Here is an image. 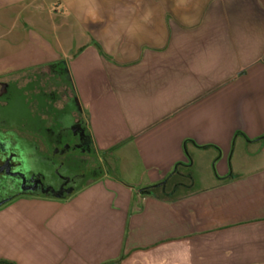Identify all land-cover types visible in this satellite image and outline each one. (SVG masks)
Instances as JSON below:
<instances>
[{
    "label": "crops",
    "instance_id": "crops-1",
    "mask_svg": "<svg viewBox=\"0 0 264 264\" xmlns=\"http://www.w3.org/2000/svg\"><path fill=\"white\" fill-rule=\"evenodd\" d=\"M57 66L102 172L0 262L264 264V0H0V81Z\"/></svg>",
    "mask_w": 264,
    "mask_h": 264
},
{
    "label": "flooded vegetation",
    "instance_id": "flooded-vegetation-1",
    "mask_svg": "<svg viewBox=\"0 0 264 264\" xmlns=\"http://www.w3.org/2000/svg\"><path fill=\"white\" fill-rule=\"evenodd\" d=\"M62 66L0 81V209L21 197L64 198L96 175V153Z\"/></svg>",
    "mask_w": 264,
    "mask_h": 264
},
{
    "label": "rangeland",
    "instance_id": "rangeland-1",
    "mask_svg": "<svg viewBox=\"0 0 264 264\" xmlns=\"http://www.w3.org/2000/svg\"><path fill=\"white\" fill-rule=\"evenodd\" d=\"M47 70L48 69H44L45 72H47ZM30 76H32V72H26V73H21L19 75H15V76H12L10 78H7L4 81H16V82H18L20 84H23L25 82V78L26 77H30ZM65 82H66L67 85H69L67 78H66ZM98 159H99V157L96 155L94 157L95 165L98 166V169L96 171V175L102 172L101 168L103 167V165L100 164L102 162V160H101V162H99Z\"/></svg>",
    "mask_w": 264,
    "mask_h": 264
},
{
    "label": "trees",
    "instance_id": "trees-1",
    "mask_svg": "<svg viewBox=\"0 0 264 264\" xmlns=\"http://www.w3.org/2000/svg\"><path fill=\"white\" fill-rule=\"evenodd\" d=\"M0 264H11V263H7V262H0Z\"/></svg>",
    "mask_w": 264,
    "mask_h": 264
}]
</instances>
